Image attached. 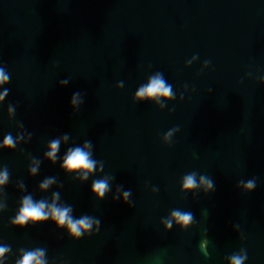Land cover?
<instances>
[{"label": "water", "instance_id": "obj_1", "mask_svg": "<svg viewBox=\"0 0 264 264\" xmlns=\"http://www.w3.org/2000/svg\"><path fill=\"white\" fill-rule=\"evenodd\" d=\"M0 68V264L37 249L46 264H198L196 237L264 240V0H0ZM157 74L174 96L137 98ZM86 141L97 163L83 180L62 164ZM193 172L214 188L185 190ZM53 192L100 224L76 240L51 219L12 223L24 196Z\"/></svg>", "mask_w": 264, "mask_h": 264}, {"label": "clouds", "instance_id": "obj_2", "mask_svg": "<svg viewBox=\"0 0 264 264\" xmlns=\"http://www.w3.org/2000/svg\"><path fill=\"white\" fill-rule=\"evenodd\" d=\"M10 76L5 73L3 68H0V84H6L9 82ZM61 85H66L69 83L68 79H64L61 82ZM8 95V90L5 89L0 99H3V96ZM137 98H152V97H164L169 98L174 96L172 93V86L164 79L162 74H157L150 78L149 83L146 86L140 87L137 92ZM79 93H75L72 96V104L77 103V97ZM14 108H9V111H14ZM65 139H67V134H65ZM59 140H53L50 143L49 151L47 153V158L55 162L56 153L59 149ZM4 147L14 148L15 140L11 133L7 134L4 137ZM91 147V142L86 141L84 148L79 146L74 148H69L66 156L64 157L62 167L68 172H78L81 173V179L87 180L88 175L93 173L96 170V161L91 159V152L86 151V148ZM103 170V163L101 162V169ZM37 169L33 168L31 170L32 175H35ZM55 178H46L43 182L40 183L39 188L41 191L47 190L50 185L54 183ZM8 181V172L5 170L3 173H0V185L6 184ZM242 183H244L242 181ZM199 185L206 186V190H211L214 188V182L207 176L201 175L200 181L196 179V173L187 174L184 177L183 187L185 190H192L197 188ZM245 188L251 190L255 187V180H249L244 184ZM109 190V185L107 179L100 178L94 180L92 183L91 191L96 194L97 200H102L105 196V193ZM130 190L124 192L123 196L125 201L130 196ZM53 203L49 205L45 199L34 201L32 195H26L21 201V207L19 209L18 215L12 221L16 226L23 228L28 222L33 224L47 222L51 219L57 228H64L67 230L68 234L74 237L76 240H79L83 233L90 230L93 226V222L97 225L100 224V221L96 218H93L88 215H83L79 218H75L71 215L72 207L68 206H58L56 201L59 200V192H53L52 194ZM172 218L176 220L178 224L183 227H187L192 223L194 217L191 212L183 211L181 209H174L171 213ZM172 226L171 220L165 225L166 228L170 229ZM11 250L10 246H0V257L5 256L7 252ZM207 254V253H205ZM45 249H37L33 251H25L22 255V258L19 259L16 264H46L44 260ZM246 259L245 255H239L234 253L230 257V264H243Z\"/></svg>", "mask_w": 264, "mask_h": 264}, {"label": "flooded vegetation", "instance_id": "obj_3", "mask_svg": "<svg viewBox=\"0 0 264 264\" xmlns=\"http://www.w3.org/2000/svg\"><path fill=\"white\" fill-rule=\"evenodd\" d=\"M192 242L196 244L195 248L197 250L191 253L198 259V264H216L215 261L218 259L223 260L225 262L224 264H230V257L234 253L239 255H245L246 253V259L243 264H264L263 238H258L257 240H255V238H245L244 240L240 237L216 239L204 236L196 237ZM221 248L223 250H221ZM225 248H227V250H225Z\"/></svg>", "mask_w": 264, "mask_h": 264}]
</instances>
